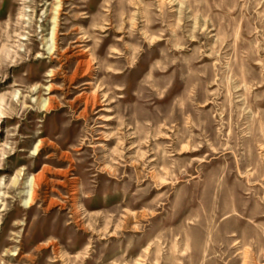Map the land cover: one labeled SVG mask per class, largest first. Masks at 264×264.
<instances>
[{
  "label": "rangeland",
  "instance_id": "374dc122",
  "mask_svg": "<svg viewBox=\"0 0 264 264\" xmlns=\"http://www.w3.org/2000/svg\"><path fill=\"white\" fill-rule=\"evenodd\" d=\"M59 2L0 0V264H264V0Z\"/></svg>",
  "mask_w": 264,
  "mask_h": 264
},
{
  "label": "bare ground",
  "instance_id": "6f19581e",
  "mask_svg": "<svg viewBox=\"0 0 264 264\" xmlns=\"http://www.w3.org/2000/svg\"><path fill=\"white\" fill-rule=\"evenodd\" d=\"M62 7H63V5H62V0H60V2L58 3V5H57V9H56V13H55V15H53V20H54V24H53V28H52V30H53V32H52V36H53V38H54V44L52 45V47H51V49L50 50H53V49H56L57 48V46L55 45L56 44V37H57V33H58V28H59V19H60V13H61V10H62ZM51 36V37H52ZM52 86V85H51ZM51 86H49V87H51ZM50 104V101L49 100H46L45 101V105H46V107L48 106ZM32 179V178H31ZM38 179L40 180L41 178H40V176L39 177H37V178H34V182H33V184H32V186H31V189H30V198H32L33 197V195H35L36 194V192H37V189H38V187H39V181H38ZM31 184V183H30ZM35 197V196H34ZM29 202V201H28ZM27 202V203H28ZM30 203V202H29ZM29 205V204H28Z\"/></svg>",
  "mask_w": 264,
  "mask_h": 264
}]
</instances>
